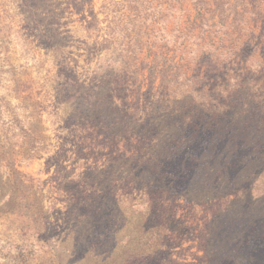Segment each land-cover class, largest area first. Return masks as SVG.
<instances>
[{
	"label": "rangeland",
	"instance_id": "obj_1",
	"mask_svg": "<svg viewBox=\"0 0 264 264\" xmlns=\"http://www.w3.org/2000/svg\"><path fill=\"white\" fill-rule=\"evenodd\" d=\"M0 264H264V0H0Z\"/></svg>",
	"mask_w": 264,
	"mask_h": 264
},
{
	"label": "crops",
	"instance_id": "obj_2",
	"mask_svg": "<svg viewBox=\"0 0 264 264\" xmlns=\"http://www.w3.org/2000/svg\"><path fill=\"white\" fill-rule=\"evenodd\" d=\"M206 151L204 150V153H205ZM203 153V154H204ZM179 162H181L182 163V165H186V167H183V170L184 169H187L189 166H191L193 163H192V161H187V159H182V160H178ZM171 164H173V163H169L168 164V171H169V168H170V166H171ZM176 164V163H175ZM196 171V170H195ZM174 172V171H173Z\"/></svg>",
	"mask_w": 264,
	"mask_h": 264
}]
</instances>
